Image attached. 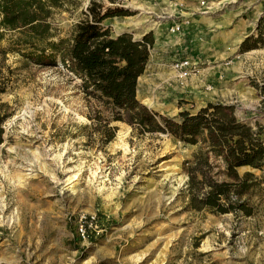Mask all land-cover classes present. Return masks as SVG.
<instances>
[{"label":"rangeland","instance_id":"1","mask_svg":"<svg viewBox=\"0 0 264 264\" xmlns=\"http://www.w3.org/2000/svg\"><path fill=\"white\" fill-rule=\"evenodd\" d=\"M87 1L62 0L52 8L53 40L69 37ZM118 5L132 14L103 24L112 31L131 24L135 33L160 24L165 31L172 23L253 24L264 8L259 0H119ZM10 34L1 45L14 48ZM199 56L206 62L203 52ZM263 56L240 58L241 73L260 98L238 108L239 115L259 124H264ZM55 60L56 65L43 66L11 52L0 58L5 75L0 101L10 112L0 145V264H264V167L237 169L257 178L242 195L249 215L187 209L181 163L195 146L164 134L131 135L127 124L112 120L107 126L114 127L113 136L103 143L97 130L102 122L89 117L97 110L108 116V108L85 96L79 79ZM168 69L161 85L147 84L161 90L160 97L146 99L155 107L150 109L173 116L203 106L204 92L198 97L186 90L178 99L184 80ZM207 78L201 91H207ZM145 86L137 94L141 103ZM261 131L264 135V125ZM81 216H93L83 238L75 234Z\"/></svg>","mask_w":264,"mask_h":264},{"label":"trees","instance_id":"2","mask_svg":"<svg viewBox=\"0 0 264 264\" xmlns=\"http://www.w3.org/2000/svg\"><path fill=\"white\" fill-rule=\"evenodd\" d=\"M118 3L88 0L69 37L53 40L55 32L48 19L62 0H0V58L11 52L43 66L56 65L57 58L79 79L85 96L108 108V116L97 110L89 117L102 122L97 130L103 143L113 136L114 127L107 126L112 120L127 124L131 135L164 134L182 145L195 146L190 158L181 163L186 174L184 207L249 215L251 209L242 195L257 178L249 171L239 175L237 168L264 167V124L239 119L233 104L207 101L194 112L180 109L169 116L139 102L136 81L145 68L153 39L150 31L139 38L131 32H110L103 24L105 19L132 14ZM254 24L253 31L239 42L238 53L264 48V10ZM5 33H11L14 48L1 45ZM4 67L10 74L8 66ZM3 79L0 70V94L5 91ZM6 109L7 103L0 101V145L4 141L3 121L10 115Z\"/></svg>","mask_w":264,"mask_h":264},{"label":"crops","instance_id":"3","mask_svg":"<svg viewBox=\"0 0 264 264\" xmlns=\"http://www.w3.org/2000/svg\"><path fill=\"white\" fill-rule=\"evenodd\" d=\"M263 10L264 8L256 14L253 24H193L192 22L179 24L180 32L178 36H172L166 32L169 24L166 25L165 31L164 26L160 24L151 26L138 33L132 31L131 24L115 31L109 28L113 35L126 31L131 32L135 38H139L148 31L151 32L153 42L149 49L148 59L142 74L138 76L136 81V97L138 92L143 93V87L146 84V93H148L147 96L142 97L144 99L142 104L148 108H155L152 103L150 104V101H152V97H160L161 90H158L159 88L155 90V88L153 89L147 84L161 85L165 81L163 77L165 71L169 70L165 62H169L172 56L177 54L191 59L194 63L193 68L196 69L195 72L184 79L181 87H177V91H180L182 95L178 99L185 97L184 92L186 90L189 94L198 97L200 92H204L206 96H200V98H205V102L233 104L235 106V115L239 119L253 124L257 121L252 116L247 118L250 120L242 118L239 115V109L255 105L260 95L253 87L247 84V74L241 73L240 58L245 54H264V48L238 53L237 47L241 39L253 31L254 22ZM201 52L205 54L206 62H201L200 58L202 56L198 57ZM201 70H206V75H201ZM205 78L209 82L205 89L207 90L206 92L199 89L200 86L205 87ZM151 90L155 92L154 95ZM146 99L150 101H146ZM243 167L249 166H240L238 168ZM249 169L258 170L251 167Z\"/></svg>","mask_w":264,"mask_h":264},{"label":"built area","instance_id":"4","mask_svg":"<svg viewBox=\"0 0 264 264\" xmlns=\"http://www.w3.org/2000/svg\"><path fill=\"white\" fill-rule=\"evenodd\" d=\"M166 32L169 35L178 36L180 32L179 24H169L166 28ZM193 66L194 63L191 59H189L188 57H182L177 54H174L169 61V67L175 72L176 77L180 82H182L189 75V72L193 68ZM92 221L93 216H81L75 226L76 236L83 238L86 235L87 227H90Z\"/></svg>","mask_w":264,"mask_h":264}]
</instances>
